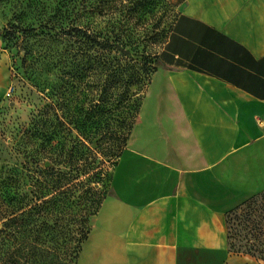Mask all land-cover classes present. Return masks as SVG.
I'll return each instance as SVG.
<instances>
[{"label": "crops", "instance_id": "1", "mask_svg": "<svg viewBox=\"0 0 264 264\" xmlns=\"http://www.w3.org/2000/svg\"><path fill=\"white\" fill-rule=\"evenodd\" d=\"M160 63L78 264H245L227 216L264 193V0H188Z\"/></svg>", "mask_w": 264, "mask_h": 264}, {"label": "rangeland", "instance_id": "2", "mask_svg": "<svg viewBox=\"0 0 264 264\" xmlns=\"http://www.w3.org/2000/svg\"><path fill=\"white\" fill-rule=\"evenodd\" d=\"M187 1L0 0V223L13 211L7 197L35 201L31 187L55 176L54 188L40 191L42 196L62 202L64 231L71 238L88 237ZM74 26L124 46L128 54L113 55L134 66L123 87L126 100L110 112L101 114L98 104L100 77L93 59L99 49L87 50L90 70L80 76L70 71L66 53L84 39L59 31ZM132 105L135 121L126 128ZM52 152L55 162L35 164ZM227 225L230 254L260 264L249 251L264 241V193L229 213ZM65 261L78 264L71 257Z\"/></svg>", "mask_w": 264, "mask_h": 264}, {"label": "trees", "instance_id": "3", "mask_svg": "<svg viewBox=\"0 0 264 264\" xmlns=\"http://www.w3.org/2000/svg\"><path fill=\"white\" fill-rule=\"evenodd\" d=\"M59 34L72 39L79 37L84 39L78 48L66 53V59L71 61L70 71L75 75H83L86 70L92 68V58L87 53L90 46L99 49L93 64L100 77L101 95L98 102L100 113L110 112V106H114L116 102L123 103L127 97V91H123V87L128 86L127 77L133 73L134 66L113 54L115 51L119 54H128L124 46L110 40L102 42L98 36L90 35L83 28L76 26L61 29ZM136 110V105L129 108L123 126L128 128L134 123ZM47 124V121L44 122L42 127L46 128ZM53 160L55 162L52 152L44 158L43 163L37 159L35 164L40 166L47 161L52 164ZM54 177L52 176L47 184L36 185V190L31 187L35 201L25 195L11 199L7 197L13 211L0 223V264H64L65 257L77 261L87 236L84 239L71 238L72 232L64 231L61 214L65 209L62 202L54 196L46 200L41 193L44 189L54 188L56 183ZM69 245L73 246L71 250H67ZM258 246L260 247L256 246L255 251H249V254L252 252L258 262L264 264V241L262 243L260 241Z\"/></svg>", "mask_w": 264, "mask_h": 264}, {"label": "water", "instance_id": "4", "mask_svg": "<svg viewBox=\"0 0 264 264\" xmlns=\"http://www.w3.org/2000/svg\"><path fill=\"white\" fill-rule=\"evenodd\" d=\"M49 165V163H46V167Z\"/></svg>", "mask_w": 264, "mask_h": 264}, {"label": "built area", "instance_id": "5", "mask_svg": "<svg viewBox=\"0 0 264 264\" xmlns=\"http://www.w3.org/2000/svg\"><path fill=\"white\" fill-rule=\"evenodd\" d=\"M9 94H11V91L9 92Z\"/></svg>", "mask_w": 264, "mask_h": 264}]
</instances>
